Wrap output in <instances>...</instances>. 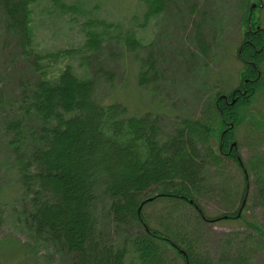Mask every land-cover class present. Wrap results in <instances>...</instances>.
<instances>
[{"label": "trees", "instance_id": "trees-1", "mask_svg": "<svg viewBox=\"0 0 264 264\" xmlns=\"http://www.w3.org/2000/svg\"><path fill=\"white\" fill-rule=\"evenodd\" d=\"M140 1L146 8L143 23L135 17L124 25L94 17L95 13L84 10L83 0L71 4L0 0V45L14 36L21 49L19 58L29 66L22 77L0 89V103L8 110L0 114V133L4 132L0 169L6 171L0 177V196L12 182L14 190L13 200L4 205L16 208L18 221L33 243L52 249L65 264H260L264 226L258 218L244 220L238 212L224 215L226 220L245 222L251 234L244 241L234 236L221 242L214 254L202 253L194 234L195 227L207 222L204 212L196 211L202 199L216 193L224 202L232 199L231 204H236L233 199H238L239 189L229 165L243 174V186L249 181L233 145L240 109L251 108V96L237 91L236 103H226L224 93L213 87L214 80L203 75L217 64L218 53L215 43L205 37L206 22L193 21L195 50L188 55L193 65L183 66L185 76L179 81H183L184 96L196 108L192 115L174 117L175 105L166 101L172 89L161 91L166 75L149 53L158 33L150 41L140 36L152 23L159 29L157 22L167 14L169 3ZM240 1L238 11L232 9L229 18L243 29L249 23V0ZM46 4L67 16L70 25L80 26L83 41L77 47L57 53L39 51L36 12ZM87 15L89 19L78 20ZM243 42L249 55L263 48V38L250 32ZM122 55H133L139 62V85L165 104V113L129 115L121 103H102L98 77L108 81L113 77L110 72L100 76L95 64L111 67L112 58ZM195 62L199 73H189ZM247 172L255 199L264 208V152ZM61 192L78 196L60 203ZM149 199L154 201L145 204ZM152 203H163L165 209L150 223L144 208ZM188 208L195 209L194 223L182 224L178 212ZM111 233L114 240L108 238Z\"/></svg>", "mask_w": 264, "mask_h": 264}, {"label": "rangeland", "instance_id": "rangeland-1", "mask_svg": "<svg viewBox=\"0 0 264 264\" xmlns=\"http://www.w3.org/2000/svg\"><path fill=\"white\" fill-rule=\"evenodd\" d=\"M65 1L71 4L79 0ZM83 1L85 11L91 14L95 13L94 17L106 23L130 25L131 19L135 17L139 23H143L142 17L146 8L140 0ZM168 3L167 14L160 17V22L159 20L157 22L159 29L155 30L156 25L152 23L148 25L146 31L140 33V36L146 41H150L158 33L156 45L149 53L157 59L162 73L166 75V82L161 91L164 90L163 87L166 90L167 88L172 89L166 101L167 105H171V103L175 105L173 112L176 115L174 117L193 114L191 111L195 103L193 105L184 96L183 81H179V77L185 76L183 66L192 64V61L188 60V55L189 52L195 50L192 44L193 24H198L201 20L206 22L205 37L207 41L211 40L215 43L218 53L216 54L218 55L217 64L208 69V74L203 75L214 80L212 85L213 87L218 86L216 91L228 96L224 99L226 103H236L237 98L234 95L237 91H240L241 95L251 96V108L240 109V113L243 112L239 115L240 123L235 127L237 141L233 145L236 147V160L249 179V184L243 186L240 182L243 174L234 165H229L228 171L231 172L232 177L237 178L236 189H239L237 191L238 199H233L236 204H231L232 199L226 203L221 196L214 193L199 202L201 208L198 207V210L200 212L196 209L198 213L204 212L205 219H207L205 225L200 228L195 227L194 234L198 249L202 253L214 254L219 250L221 242L228 241L234 236L244 241L245 237L251 234L244 226L245 222L237 219L226 220L224 215L238 212V217L243 215L244 220L258 218L264 226V208L259 206L255 199L254 185L247 172L251 162L259 159L261 153L264 152V93H260V91H264V0H249V23L243 29L237 26L235 20L229 18L232 9L238 11L237 6L241 3L240 0H190V2L188 0L187 3H183V0H168ZM192 12L193 15H191ZM36 13V43L42 53L63 52L64 49L77 47L83 41V37L79 33L80 26L70 25L66 15L65 18L62 17L47 4L40 7V10L37 9ZM81 18L89 19L90 15L80 16L78 20ZM246 32L263 38V48L255 49L253 55H249L250 50L242 46ZM252 39L250 45L254 43L253 36ZM9 41H4L0 45V89L10 85L11 80L16 77H22L23 71L29 67L19 58L21 49L17 39L12 36ZM98 63L95 65L99 69L100 76L110 72L113 77L111 81L98 77L99 94L104 105L121 103L129 110V115L136 116L150 112L165 113V104L154 98L148 89L139 85L140 64L133 55L114 56L111 67L104 63ZM189 68H191L189 73H199L198 62H195L194 67L189 66ZM203 73L205 72L203 71ZM256 82L259 83L255 84ZM255 86V92H251V88ZM162 93L164 95L166 91ZM221 102H217L220 107H222ZM7 111L6 108L4 109L3 103H0V114ZM199 111L200 109H197V112ZM0 117L2 116L0 115ZM231 123H228L229 126ZM230 127L233 128L232 125ZM3 133L1 132L0 136ZM82 136H86V133H83ZM5 172L0 169V177ZM11 184L8 185L10 188L7 191L4 190L3 195L0 196V199L4 200L1 201L3 208L0 209V264H65L66 260L52 249L44 247L40 243H33L18 221L16 208L9 205L10 203L8 206L4 205L7 200H13L14 190ZM215 188L218 190L217 187ZM77 196L73 193L63 195L61 192L59 194L60 203H64L67 200L66 197L68 200L75 201ZM164 207L163 203H152L145 206L144 215L148 222L153 223L155 218L162 216ZM194 212L195 209L191 208L182 213L179 211L182 224L185 221L187 224L194 223L192 220ZM93 213L94 210L91 207L89 215L93 217ZM222 216L224 218L220 220L219 217ZM45 231L49 232V228L45 227ZM108 238L114 240L113 234L111 233ZM260 260V264H264V248L260 254ZM181 262L178 264L183 263Z\"/></svg>", "mask_w": 264, "mask_h": 264}, {"label": "water", "instance_id": "water-1", "mask_svg": "<svg viewBox=\"0 0 264 264\" xmlns=\"http://www.w3.org/2000/svg\"><path fill=\"white\" fill-rule=\"evenodd\" d=\"M151 201H153V199H150V200H148V201H146V202H151ZM191 204H193V202H191ZM197 210H198V208H196ZM199 211V210H198Z\"/></svg>", "mask_w": 264, "mask_h": 264}]
</instances>
